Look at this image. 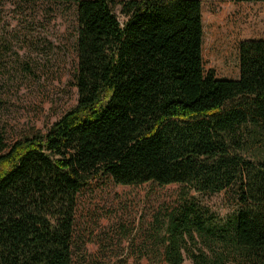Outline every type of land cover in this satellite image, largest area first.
Listing matches in <instances>:
<instances>
[{"label": "trees", "instance_id": "obj_1", "mask_svg": "<svg viewBox=\"0 0 264 264\" xmlns=\"http://www.w3.org/2000/svg\"><path fill=\"white\" fill-rule=\"evenodd\" d=\"M41 1L75 5L77 103L45 134L0 139V264H72L76 196L99 177L235 189L225 240L264 252V161L240 155L243 126L264 134V39L240 42L237 79L217 78L203 69L200 0H124L122 23L113 0ZM192 231L213 235L189 208L171 220L164 264H183Z\"/></svg>", "mask_w": 264, "mask_h": 264}, {"label": "rangeland", "instance_id": "obj_2", "mask_svg": "<svg viewBox=\"0 0 264 264\" xmlns=\"http://www.w3.org/2000/svg\"><path fill=\"white\" fill-rule=\"evenodd\" d=\"M121 1L111 6L122 23ZM200 1L203 69L237 79L240 42L264 39V2ZM76 35L74 4L0 0V139L7 147L45 134L75 107ZM242 134L243 159L264 161L262 130L246 125ZM189 208L213 235H184L183 264H193L189 255L264 264V252L236 251L225 240L238 209L235 189L198 194L177 184L122 186L108 177L92 179L76 196L72 264H164L171 220Z\"/></svg>", "mask_w": 264, "mask_h": 264}]
</instances>
